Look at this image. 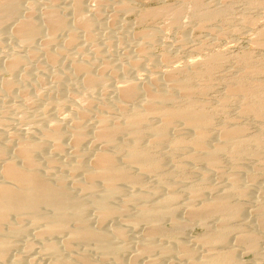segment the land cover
Here are the masks:
<instances>
[{
  "label": "rangeland",
  "instance_id": "374dc122",
  "mask_svg": "<svg viewBox=\"0 0 264 264\" xmlns=\"http://www.w3.org/2000/svg\"><path fill=\"white\" fill-rule=\"evenodd\" d=\"M99 1L100 0H80V5L82 6L84 13L88 15L93 14L94 18L96 19V20L94 19V22L92 24V27H91L92 31L90 30L91 32H93V35H92L93 39H90L89 41L83 39L85 38L83 34L84 32H81L82 30L79 27H77V25L76 26L74 25L75 23H73V19L70 20L72 18L70 11H68V6L70 7V0H56V1L55 0H50V1L49 0H20L19 1L20 8H19L18 15L21 16L22 14H27L28 10L26 7L27 5H30L32 9L33 18L35 20L38 19V17H36L38 16V14L36 13L42 12L44 5L46 4L47 6V3L51 4L52 2L51 5L54 6L55 8L59 7L61 11L63 8V15L65 16L66 20L68 19L67 20L68 23L69 24L71 23L70 25L72 27V30L74 28L73 31H77V33L75 34V37L77 36L76 40H78L76 41L77 46L76 45L75 47L73 46V48L75 49H73L72 46H69L70 48L68 46L65 47V43H67L65 42L66 41L65 34L63 32L61 33L57 32V35H59V36L55 35L56 37L55 41L57 42V44L55 42L53 44L55 47H53L52 44L47 47V50L49 52L53 50H58L57 57L55 61L52 63L47 62V60L44 58V55H43L44 53L41 50L42 48V46L40 45L41 39H43L44 35H47V31L44 29V26L42 24H40L42 28L40 27L41 29L39 32V34L41 35L34 38L33 42L27 46L21 42H18L15 36H12L10 29L13 26L16 27V24L14 25L15 21H13V19L6 20L7 22L4 21V24H1L2 26H0V85L2 86L4 83L11 81L13 83V88H14L11 94L9 96L7 95L8 97L6 95H5L6 97L4 95L2 96L1 93L3 92H1L0 90V145H2L5 150L4 158L6 156L7 157L13 156L12 150L15 149L14 144L18 140V138L21 137L20 139H22V137L25 138L28 135L26 138H29L30 140L33 139L32 141L37 142L41 137L39 134L41 132H39V130L41 131L43 129L46 130L48 126H49L48 128H50V126L52 127L53 124L59 125L61 123H65L67 125L61 124L58 126L60 128V126L63 127L64 125L63 128L66 131V133L64 131V135H63L65 139L64 140L61 139V144H62L64 152H62V154L61 153L54 154L55 152H53L51 142L44 140L43 147H42L43 151L38 153L39 156L37 155L34 156L36 159V162L38 163L41 162L40 163L41 166L43 165L42 157L44 156V154L48 156L51 155V157L54 159L58 158L57 161L58 160L60 161L63 156L65 155L66 157L70 156V155H67L68 152L70 154L71 152L70 150H72V145L70 144L71 142H70L69 130L71 129V125H72L71 123L75 122L76 116H78L79 113H82V112L85 113L84 118L80 119V121L82 120L80 122L81 128L84 129V131L87 132L88 135L93 137V139H95L92 134L94 131V123L92 121L94 120V117L92 116H95L96 114L102 112L101 105L102 103H104V101L107 104V102L111 100V98L112 100L115 99V98L113 99V97H115L114 88H117V86L124 87L125 85L127 86L132 83L134 85L136 84L138 85L140 83L141 86L149 84L154 90H160V89L161 90L163 89L171 90L172 88H174L173 87L174 82L172 83V81H169V83L171 84L168 83L167 78L170 76L169 72L171 74L174 72L173 74L175 75L173 76L172 74V76L173 78L176 77L175 79H177V81L179 78H180L179 79L180 81H184L185 79L189 78L188 80H190L191 81L190 84H192L191 89L192 87L193 89L194 88L195 89L193 90L194 92H191V89H190L189 92L191 93H188L190 94L189 96H187L188 99L193 100L195 102L194 103L195 105H197L198 107L202 106L203 109L205 108L207 110L208 114L209 113L211 114L210 117L213 122L211 121L212 123H210V125L209 126L207 125L206 127V131H208L207 134L209 135L213 134V135H210V137L215 139L216 138L215 136L219 135L220 134L219 132L222 129L238 128L241 130L243 139H246L247 141L249 140L248 145H247L248 151L246 154L244 153L243 155H240L237 157L230 156L228 152L225 153L226 151L221 152L220 157H219L220 161L218 162V167L217 168L215 167L214 169V167H209L201 160H196V159L192 160L191 154L193 153V151L195 152V149H192L194 147H192L193 144L191 143L192 142L191 140L193 138L191 137H194V135L189 132L188 136L190 139L187 138L188 141L184 140V142L186 141L185 143L183 142V140L182 142H179L181 140L179 139L180 132L178 133V131H180V129H181V132L183 131L184 128L182 125L176 124L173 127H168L169 130H171L174 127L176 128L179 127V128L177 131L176 129L175 130L172 129V131H169L168 132L169 140L166 139L165 141H162V142H155L153 139L150 140L151 138L145 135L146 139L143 138L140 145L147 147L148 150L150 149L149 152H151V155H153L154 158L162 159L161 161L164 162V163L162 162L163 163L162 166H166L165 168L163 167L164 171L167 173L166 180L170 178L169 179L170 182H168L169 180L166 181V184L168 183L167 185L157 188V192L155 193L156 195L154 194L153 196H151L149 199L150 200L149 202L153 200L152 202L154 203L160 200L162 196L164 197L169 193V190L171 191L174 190V192H177V193L179 192V194H177L178 195L177 197L179 199H177L176 197V199L171 203V206L175 205L173 207L176 208L175 209L176 212L174 213V219L175 218H177V220L180 219L184 221V223L188 222L187 225H185V228L183 227L182 229L183 232L182 231H181L182 233L180 232L181 234L179 235L178 234L174 235L175 233L173 234L174 237L172 238L173 239L172 240L171 237L166 236V234H172V230H173L172 221L168 218H161L162 219L160 221L161 223L159 222V224L161 225L159 226H161L160 227L161 230L163 228L164 231L162 232H163V235L166 237L164 238L162 237L163 239L161 238V236L157 237L158 239L156 238L155 243L156 245H160L162 242L164 244L165 243L170 244L171 242L172 244L173 243L172 241L179 239L178 241L182 242L188 249L190 248L192 252L195 250L196 252L194 251V255L196 256H197L196 254L197 252L198 254H200L203 251H204L203 252L204 254H207V252L218 254L219 250H217L216 247L208 246L209 248H207L206 246H203V245H199V244L197 245V243L195 242L197 237L199 238V236L204 235L205 231L207 233L208 229L212 226L211 223L214 222V218H213L214 216L208 218L206 223H203V225L202 223H199V222L197 223L196 221L192 219L189 221L188 216L184 214L186 209L184 208L183 204L186 201L184 203L183 201L188 199V195H187L188 193H187L186 188L190 186H194L195 188L197 187L199 188L198 190H200L201 188V190L199 191L201 195H203L204 193H207V196L206 194H204L203 196L205 198H209L211 194L213 193L215 194V193H219L223 191L225 189L224 187L227 188L228 187L227 181H229L228 177L236 173L240 176L241 181H242V182L240 181L241 185L244 188H246L245 189L246 194L248 195L244 196V198L240 196H239L240 198H238L236 191L231 190V192H229L230 189L227 188V191L230 193L229 194L230 201L233 202V199L234 201L238 200L237 202H240V206H242L243 212L241 213L242 217L240 216L239 219L233 218V217L232 219L228 217L226 218V220L228 219L229 221L226 222L225 220V223L228 227L237 226L235 228H238L237 224H240L242 227L246 229H250L254 232L257 231L259 234L257 232L256 233L258 234V236L260 235L261 237L259 236L260 238L257 243V248H258L256 249L257 253L256 251L253 252L252 250L245 251L243 249L244 247L238 244L237 242L238 233L233 232V231L229 233L227 236V238L231 239V240L227 239V245L230 247H228L227 245L226 246L228 248L234 247L233 250L235 252V256L237 260L240 261V262L238 261L239 264L240 263L241 264H258V263L264 264V234H263L264 229H262L264 228L263 227L264 219L260 220L259 217L258 218L256 217L257 208L256 206L253 207V205L256 204L255 200H258L257 203H260L262 204V206H264V199L261 197L262 192L264 191V148H263L264 146V115H261L260 112H257V110L255 109L245 110L246 105L247 106L252 105V107L255 108V106H257L255 102H257L258 100H260L258 102H261V100L262 102H264L263 101L264 100V0H199V1L197 0L199 2V5L197 6H196L197 4L196 0L195 2L194 0H125V1L112 0L114 1V3H112L111 0L110 1L101 0L102 2L101 1L99 2ZM115 2L117 4H119L120 2H121L120 4H123L124 2L126 3L124 5L126 6L130 5L131 8L127 10H123V11L120 10L121 12L118 11V14L116 16V21L113 24V23H109L108 21L110 20L109 15L115 11L114 9H116L114 8ZM159 7L160 8L165 7L167 8V10H164L163 13H161L162 11L153 13V10H156L157 8L159 9ZM168 7L170 10L168 9ZM178 7L180 8L178 9L179 11L177 10L174 12L171 9V8L177 9ZM194 7L196 8L198 7L199 9L201 7L200 9L201 11L203 10L206 11V9H208L209 11L210 9L211 11L212 10L218 11L219 15L212 18L209 21L208 19H206L207 21L206 20L199 21L198 17L195 15L196 9ZM64 8H67V9H65L64 11ZM150 13H152L153 16ZM158 13H160V15ZM148 14H150L151 16ZM176 15H180V16L176 17L177 22L175 23L171 21L170 19L172 18L173 20V18H175ZM18 18L20 17L16 16L15 19H18ZM10 24L12 25L9 26ZM75 28H77L78 30ZM43 29L45 31H41ZM145 31L154 32L156 36H155V39L153 40V46L149 47L147 45L142 44L144 48L146 49L143 48V51L144 50L145 51L141 55L139 51H137L138 47L137 46L135 47L134 45L138 44V40H139L138 34L145 32ZM43 32H46V34L44 33L43 35ZM80 35L81 36L83 35L82 36L83 40L81 39ZM39 45L41 46V48L38 47ZM56 46L59 47V49H57ZM61 46L63 50H60ZM35 47L38 49H36ZM66 48L68 49V51H65L67 50ZM28 50L34 51L32 57L26 56ZM60 51H62V53ZM93 53H95V55ZM13 54L14 55L18 54L24 59H22L23 61H21L20 64H17L14 67L15 69H13V71L8 70L7 72V70L4 67L8 63V61L11 60L10 56ZM211 55H213L212 57L218 56L219 59L214 61L216 64L214 62H211L210 59H208ZM73 57L75 58L72 59ZM79 57L80 59H78ZM76 59L81 60V63L89 64L90 67L92 66L91 69L89 67V69L92 70L91 71L92 73L94 71L96 73H101V70L105 68L102 71L103 72L102 75L105 73L103 76L106 75V77H103L102 82L96 84L97 86L95 85V87L93 86V87L87 88L83 86L81 79H80L81 76L78 75V73L75 76L76 72L74 73L72 66H70L71 61L77 62ZM84 59H85V62H84ZM129 59H132V60H129ZM133 59L136 60L137 62L136 68L128 67V65L130 66L131 61L135 62ZM86 60L87 61L89 60L90 62L89 61L87 62ZM128 61H130V63ZM78 62L80 63V61ZM101 63H104L103 65L105 67L104 66L100 67L99 65H102ZM208 64L209 65L211 64V65L209 66ZM107 65H109V67ZM119 66L122 68H120ZM109 68L114 74L110 73L111 71L108 70ZM67 71L70 73H68ZM176 71H177V74L179 73L180 75L179 74L177 75L175 73ZM165 72H168V73H166L165 75ZM70 74L71 75L73 74V75L71 76ZM59 75H62L63 77ZM58 76L59 78H57ZM77 76L80 78H78ZM166 76L168 77L166 78ZM37 77H38V80H42V82L40 81L38 83ZM60 77L63 78L64 80H60L61 79ZM149 80L151 81L152 84L150 83ZM147 82L149 83L147 84ZM80 83L83 87L80 85ZM238 83L240 84L243 83V86L245 87L246 92L243 93L235 89ZM200 88L202 92L200 91ZM176 97L179 100V103L184 101L183 99L184 97L181 95L180 92L178 93L176 92ZM193 97L194 99H192ZM98 103L99 104L101 103V105H99ZM128 103L129 101L126 102L125 105H127ZM133 103L135 104L137 103V101H134ZM129 104L132 105V103H129ZM182 104H184V102H182ZM97 107L98 108L100 107L99 109L101 110H99ZM113 108L114 106H111L109 109H107L108 112L107 110H103L101 114L106 113L105 115L109 116V118H111L112 116L117 117V113H116L117 110L116 108L114 109ZM97 110L99 111L97 112ZM40 111L42 112V114ZM71 116L73 117L75 116V120ZM71 118L73 120L70 121ZM84 119L86 122L84 121ZM159 121L160 120L158 117H154L153 119H151L153 126L155 127L158 126L163 129L164 128L167 129V127L163 126L162 123L160 124ZM87 122H88V125H85L87 124ZM221 125H223L222 126L223 128L221 127ZM65 127H69L70 129L67 130L68 128H65ZM219 127H221L220 131H219L220 129ZM170 132L172 134H170ZM87 133L84 136L85 137L84 139L87 138L86 142L84 140V142L81 143L82 146L80 145V148H81L80 151L86 150L83 152H85L86 154L85 156L88 157V155L94 149L99 150L100 149L99 147H102V145L98 141H96V139L93 140L90 136L87 135ZM254 136L259 139L254 140L253 139L255 138ZM66 138H68V140ZM125 139H126V135L121 134L117 136L116 141H118V143L120 142L119 144H123L121 142H124L125 144V141H124ZM252 139H253V142H252ZM145 140L148 142H145ZM260 144H262L263 146ZM258 145H260L261 147ZM92 148L94 149L92 150ZM89 150L90 152L86 153ZM65 151H67V154ZM253 152H256V154H253ZM53 168H50V172H53L58 175H62L65 178L69 176V175L66 176L65 173L61 174L58 168L56 167H53ZM125 168L130 170L133 173L138 174V172L134 170L133 168L132 169H130L129 167L127 168L126 165H125ZM138 175H139V178L142 184L141 186L137 185L139 189L136 187V185L129 187L130 184L129 185L127 184L125 186L124 184H120L118 185L120 186L118 188L120 192L122 191L121 192L122 194L126 193L127 191H128L127 193L133 190L136 191L137 189H138L137 191L139 190L147 191L150 188L149 186L157 185L159 183L153 173H149V174L144 173V175L143 173H139ZM249 175H251L252 178L253 177L255 178L253 179L249 178ZM203 176L207 179H205ZM199 179L202 180L201 183ZM142 180L144 183H142ZM156 180L157 182H154ZM0 181H3L2 178L0 179ZM186 182L187 183L189 182V183L187 184ZM146 186L148 188H146ZM214 189L216 190L214 191ZM232 193L234 195H237V197L236 196L234 197ZM208 194H210V196H208ZM112 199L114 200V202ZM112 199L110 201L111 205L112 204L116 205L118 204V202H120V198H118V196H115ZM129 207L130 206H127V212H130L131 214H133L135 212L134 207L133 206L130 208ZM253 208H255V210ZM92 215H93V212L91 210L84 211V216L90 221L93 219ZM259 222L263 224L261 223L259 224ZM107 223L108 224L106 225H108L109 229H112L114 227H118V228L122 227L120 229L122 230L124 240L117 242V244L125 245L127 249L124 252L120 253L119 258L121 260H126V259L131 258L133 256L132 254H134L133 244L135 245V243L138 242L137 240L140 239L142 230L145 228L146 224H142L144 227L140 224L139 225L140 228L138 226L130 228L124 225L122 221L118 217H115V216L110 218ZM227 223L231 224V226H229ZM22 225L26 227V226H29L30 224L29 223L27 224L24 221ZM205 225L206 227L209 226V228L207 227L208 229H206ZM259 225L260 226L263 225V226L260 227ZM30 226H32V228ZM30 226H29L30 228L26 227L27 229L23 233L24 235L22 234V236L21 235L18 236L20 238L17 237V239L13 241L12 243L13 249H11L8 258H12L13 256H16L18 254L17 256L18 264H35V262H37L38 264L39 263L47 264L49 260L51 261L50 259L51 257L49 258L50 255H47V254L44 255L45 253L43 254V252L40 250V247H39L40 239L37 236L35 237L36 235L35 233H37L38 231L37 229H39L40 226L39 225L35 226L34 224ZM33 226L36 229L33 228ZM58 236L56 239L61 240L62 236L61 235H58ZM28 243H29V248L27 249L25 247L28 245ZM71 248L72 250L80 251L84 257L88 256L89 258V256L91 255V254L88 255L87 252L83 251L81 248H76V247L75 248L71 247ZM22 249L23 250L26 249L27 251L25 250L23 252ZM131 249L133 251H131ZM175 249L177 248L172 247V251H170L168 255H165V256L163 255L164 257L158 256L157 258L156 256H154L152 252H149L150 254L148 253V254L143 255L140 258L138 257L137 259H135L134 264H137V263L148 264L149 263L148 260L150 261L151 258L155 259L156 264H187V260H186L187 258L185 254L182 253V251L179 252L180 250L177 251L178 249L177 250ZM40 251L42 255L40 254ZM70 251L71 250H69L68 252V250H65V249L61 250V255L63 256L64 259L73 255L72 251L71 252ZM90 260L92 261V262L90 261V264H93V262L96 263L98 261V260L96 261L94 256H91ZM97 264H107V263H105L104 261L103 262L98 261Z\"/></svg>",
  "mask_w": 264,
  "mask_h": 264
},
{
  "label": "bare ground",
  "instance_id": "6f19581e",
  "mask_svg": "<svg viewBox=\"0 0 264 264\" xmlns=\"http://www.w3.org/2000/svg\"><path fill=\"white\" fill-rule=\"evenodd\" d=\"M19 1L20 0H0V26H2L1 24H4V21L7 22L6 20L13 19V21H15L14 25L16 24V27L13 26L10 29V31L12 33V36H15V38H16V40H18V42H21V43L25 44L26 46L30 45L33 42L34 38L41 35V34H39V32H40V29L42 28V26L40 24H42L44 26V29L47 31V35H44V33L46 34V32H43V35L45 37L43 36V39H41V42H40V45L42 46V48L40 45L38 47L41 48L42 52L44 53L43 54L44 58L47 60V62L52 63L55 61V59L57 57L58 50H53L51 52H49L47 50V47L49 45H51V44L53 45L56 42L55 41V38H56L55 35H57V32L58 33L63 32L65 34V38H66L65 42H67V43H65V47L66 46H68V47L72 46V48H73V46L75 47L76 41H78V40H76L77 36L75 37V34L77 33V31H73L74 28L72 30V27L70 25L71 23L69 24L67 21L68 19L66 20L65 16L63 15V8L61 11L59 7L58 8L56 7L57 8L56 9L54 6H52L51 5L52 2H51V4L47 3V6H46V4L44 5L45 8L43 7L42 12L36 13V14H38V16H36V17H38V19L35 20L33 18L32 9H31L30 5H27V7H26L28 10V13L26 12L27 14H22V15L20 14L21 16L18 15L19 8H20L19 7V3H20ZM108 1H110V0H108ZM123 1H125V0H123ZM198 1L196 0V3H197L196 6L199 5ZM194 2H195V0H194ZM53 3H54V1H53ZM112 3H114V1H112ZM120 3L117 4L115 2L114 8H116V9H114L115 11L109 15L110 16V20L108 21L109 23H113V24L115 23L118 11H120V10L123 11V10H127V9L131 8L130 5H129L130 7L124 5V4H126L124 2H123V4H120ZM55 6H57V5H55ZM194 8L196 9L195 15L198 17L199 21L200 20L203 21L206 19H208V21H209L212 18L219 15L218 11H213V10L211 11V9H210V11L208 9H206V11H204V10L201 11L200 10L201 7H200V9L198 7L197 8L194 7ZM65 9H67V8H64V11H65ZM168 9H169V7H168ZM171 9H172V11L175 12L180 8L178 7L177 9H174V8H171ZM164 10H167V8H165V7L160 8L159 7V9L157 8L156 10H153V13L161 12V11H162L161 13H163ZM181 10H183V9H181ZM68 11H70L71 16H72V18L70 20L73 19V23H75L74 25L75 26L77 25V27H79L82 30L81 32H84L83 34H84L85 38H83V39L87 40V41H89L90 39H93V37H92L93 32H91L92 31L91 27H92V24H93L94 19H95L94 15L93 14L88 15V14L84 13V10H83L82 6L80 5V0H70V7L68 6ZM150 14H152V13H150ZM150 14H148V15H150ZM158 14L160 15V13H158ZM171 14H173V13H171ZM65 15H66V13H65ZM16 16H18L20 18L15 19ZM152 16H153V14H152ZM177 16H180V15H176L175 18H173V20H172V18L170 20L176 23L177 22L176 21ZM11 25L12 24H10L9 26H11ZM9 26H8V28H9ZM44 29L41 31H45ZM75 29H77V28H75ZM145 32H142L143 34L140 33L141 35L138 34V36H139L138 44L134 45L135 47L136 46L138 47L137 51H139V53L141 55L145 51V50L143 51V48H144L143 45H147L149 47L153 46V40L155 39V36H156V34L154 32H148V31L146 33ZM64 34H63V36H64ZM57 36H59V35H57ZM82 36H81V39H82ZM65 38H63V39H65ZM78 38H79V36H78ZM56 44H57V42H56ZM53 47H55V46L53 45ZM65 47H64V49H65ZM36 49H38V48H36ZM57 49H59V47H57ZM73 49H75V48H73ZM144 49H146V48H144ZM41 50H39V51H41ZM49 50H50V48H49ZM60 50H63L62 46H61ZM28 51H27L26 56L32 57L34 51L33 50H28ZM65 51H68V49ZM65 51H63V52H65ZM60 52L62 53V51H60ZM93 54L95 55V53H93ZM163 55H164V53H163ZM215 55H216V53H215ZM212 56L213 55H211L210 57H212ZM10 57H11L10 58L11 60H9L7 64L5 63L6 65L4 64L5 65L4 68L7 70V72H8V70L13 71V69H15L14 67L17 64H20V62L23 61L22 59H24L21 56H19L18 54L17 55L13 54ZM210 57L208 59H210L211 62H214L217 59H219L218 56L212 57V58H210ZM74 58L75 57H73L72 59H74ZM78 59H80V57ZM162 59H163V57H162ZM129 60H132V59H129ZM60 61H61V59H60ZM78 61H80V63ZM101 61H102V59H101ZM134 61L135 62L131 61V63H130V61H128L130 63V66L128 65V67H132V68L135 67L136 68L137 62H136V60H134ZM84 62H85V59H84ZM104 63H105V61H104ZM104 63H101L102 65H99V66L100 67L104 66L103 65ZM129 63H127V64H129ZM70 64H71L70 66H72L74 73L76 72L75 76L78 73V75H80L81 78L78 76L77 77L81 79L82 85L87 87V88L93 87V86L95 87L96 84L102 82L103 77H106V75L103 76L105 73L102 75V73H103L102 71L105 69L104 68L105 66L103 67L104 69L101 68L102 69L101 73H96L95 71L92 73L91 72L92 70H90L92 66L90 67L89 64L81 63V60H77V62L71 61ZM107 66L109 67V65H107ZM89 67H90V69H89ZM111 68H112V66H111ZM120 68H122V67H120ZM108 70L111 71L110 68ZM112 70H114V69H112ZM65 71H64V73H65ZM99 71H100V69H99ZM99 71H97V72H99ZM177 71L175 72L176 74H177ZM2 72H4V71H2ZM70 72H71V70H70ZM70 72H68V73H70ZM115 72H116V70H115ZM110 73L112 74L113 72L111 71ZM166 73H168V72H165V75H166ZM169 74H170V76L167 74L169 77L166 76V78L168 77L167 78L168 83H169V81H172V83L174 82L173 83L174 88H172L174 90H172V89L171 90H166V89L164 90L163 88H162L163 90H161V89L160 90H154L148 84L149 82H147L148 85H143V86H141L140 83L138 84L140 86H138L137 84L134 85L132 83V84L127 85V86L125 85L124 87L117 86V88H114L115 89L114 90L115 91V97H113L114 95L112 96L113 99L115 98L114 100H112V98H111V100H109L108 102L106 101L107 104L104 101V103H102V105H101V103L100 104L98 103L99 105H101L102 112H103V110H107L111 106H114V108H116V110H117V112L114 110L117 113V117L112 116L113 118L112 117L109 118V116L105 115L106 114L105 112H104L105 114H101L102 113L101 112V113L96 114L95 116L91 115L92 117H94V120H92L94 123V131L92 130L93 131L92 134H93L94 138L96 139V141H98L102 145V147H99L100 148L99 150L92 148V150L93 149L94 150L88 155V157L85 156L86 154H85V152H83L86 150L80 151L81 143H83L84 140L86 142V139H87V138L84 139L85 138L84 136L87 132H85L84 129H82L80 126V122L82 121V120L80 121V119L84 118V116H85L84 115L85 113H83V112L79 113L78 116H76V114H75L76 120H75V116L74 117L71 116L75 120L74 123L73 122L71 123L72 124L71 129L69 127H65V128H68L67 130H69V129L71 130V131L69 130L70 135L69 134L68 135L70 136V142H71L70 144L72 145V150H70L71 151L70 154H69V152L67 154V151H65L66 154L70 155V156L66 157V155H65L62 157V159L60 158L61 159L60 161L59 160L57 161L58 158L54 159L51 157V155L48 156V155L44 154V156L42 155L43 156L42 157V161H43L42 164L43 165L41 166V164H40L41 162H39V163L36 162V159L34 156H36V155L39 156L38 153L43 151L42 147H43L44 140L51 142L53 152H55L54 154H56V153L62 154V152H64L62 144H61V139H63V140L65 139L63 137L64 131H65L63 128L64 125H63V127L60 126V128L58 126L61 124H65V123H61L59 125L55 123L56 125L53 124V126L52 127L50 126V128H48L49 127L48 126L47 127L48 129L46 128V130H44V129L42 131L39 130V132H41V133H39L41 137L38 141L36 140L37 142L32 141L33 139L30 140L29 138H26L28 135L25 138L22 137V139H20L21 137L18 138V140L14 144L15 149L12 150L13 151L12 157L6 156L4 158V151L5 150H4L3 146L0 145V160H1L0 161L1 162L0 163V179L2 178V180H3V181H0V262H1V264H18V258H17L18 254L16 256H13L12 258H8L11 249H13L12 243L14 240L17 239L18 236H20V235L22 236V234L27 229L26 227H29L32 224H34L35 226H38V225L40 226V228L37 229L38 230L37 233H35L36 234L35 237L37 236L41 240V242L39 240V243H40L39 247H40V250L43 252V254L45 253L44 255H46V254L50 255L49 258L51 257L50 258L51 261L49 260L48 263L49 262H51V263H49V264H90V261H91L90 257L91 256H94L96 261L97 260L101 261V262L104 261L107 264H134L135 259H137L138 257L140 258L143 255L148 254L149 252H152L154 254V256H156V258L158 256L162 257L163 255L164 256L168 255V253L170 251H172V247L177 248L178 250L177 249H175V250H177V251L180 250L179 252L182 251V253L185 254V256L187 258L186 259L187 264H239L240 261L237 260V258L235 256V252L233 250L234 247L228 248L230 246L227 245V239L228 240L230 239V238H227V236L232 231L238 233V237H237L238 239L237 238H235V239H237L238 244H240L244 247L243 249L245 251L246 250H250V251L252 250L253 252L256 251V253H257V250H256V249H258L257 243L259 241V238L261 237L260 235H259L260 237L258 236L259 233L257 231L256 232L258 234L256 232L250 230V229H246V228L242 227L240 224H237L238 228H235L237 226L228 227L225 223V220L228 217L229 218L233 217V218L239 219V217L241 216V213L243 212L242 206H240V202H237L238 200L234 201V199H233V202L230 201V198H229L230 193L229 192H231V190L236 191L238 198H240V197L244 198V196L248 195V194H246V190H245L246 188H244L241 185L242 181H241L240 176L236 173L232 174L231 176L229 175L230 177H228L229 181H227L228 182L227 188L230 189L229 192L227 191V188L224 187L225 189L219 193H215V194L213 193V194H211V196H210V194H208V196H210L209 198H205L203 196L204 194H206V196H207V193H204L203 195H201V193L199 192L201 190V188H200V190H198L199 188H197V187L195 188L194 186H190L188 188L185 187L187 190V193H188L187 194L188 199L184 200L183 203L185 201L186 202L184 204L183 203L182 204L184 205V208L186 209L184 214H186L188 216L189 221L192 219V220L196 221L197 223L198 222L202 223V225H203V223H206L208 218L214 216L213 217L214 222L212 221L213 223H211L212 226L210 228H209V226H207L209 228L208 229L206 227V225L208 223L205 225L206 229H208L207 233L205 231V234L203 233L204 235L199 236V238L197 237V239L195 237V239H196L195 242L197 243V245L198 244L203 245V246H206L207 248H209L208 246L216 247V249L219 250L218 254H215V253L213 254V253H209V252H207V254H204L203 253L204 251L202 249L203 254L202 253L198 254V252H197L196 253L197 256H196V255H194L195 250L192 252L190 248H189L190 249L189 250L182 242L178 241L179 239L177 240L176 238H174L176 240L172 241L173 242L172 244L174 246L171 244V242H170V244H168V243L164 244L162 242L164 245L162 243H161L162 245L161 244L156 245V243H155L156 238L159 236H161V238L169 236L172 239L174 237L173 236L174 233H175L174 235L181 234L183 232L182 231L183 227L185 228V225H187L188 222L184 223V221H182L180 219H178V220H177V218L174 219V213L176 212L175 211L176 208L173 207L175 205L171 206V203L176 199V197L178 196L177 194H179V192L178 193L174 192L173 188H172L173 191L169 190V193L166 196L163 197L161 195L162 196L161 198L159 196L160 200H158L154 203L152 202L153 200L151 201L152 203L149 202L150 197L153 196L157 192V188H160L162 186L167 185L168 183L166 184V181H168L170 178L166 180L167 173L164 171V168L166 166H162V164L164 163L163 161H161L162 159L154 158L153 155H151V152H149L150 149L148 150L147 147L140 145L143 138H145V135L150 137L151 138L150 140L153 139L155 142H162V141H165L166 139H168V132L169 131H172V129L173 130L176 129V131H177L179 128V127L178 128L174 127L171 130H169L168 127H173L176 124L182 125L184 128L183 131L181 132V129H180V131H178V133L180 132L179 139L181 140L179 142H182V140H183V142H184V140H187V138H189V136H188L189 132L194 135V137H191V138H193L191 140L192 141L191 143L193 144L192 147H194V148H192V147L191 148L195 149V152L193 151L192 154L190 152L192 160L193 159L201 160L206 165H208L209 167H214V169H215V167L216 168L218 167V162L220 161L219 157H220L221 152L226 151L225 153L228 152V154L232 157H237V156L243 155L244 153L246 154L248 151L247 145H248V141H249V140L247 141L246 139H243L240 129L231 128V129H222L221 130V127L223 125H221V127H219L220 128L219 131L220 130L221 131L220 132L218 131V132L220 134L219 135H217L218 133L215 134V135H217V136H215L216 137L215 139L211 138L210 135H213V134L209 135V134H207L208 131H206L207 125L209 126L210 123L213 122L211 120V117H210L211 114L210 113L208 114L207 110L204 108L206 110L205 111L202 106H201L202 107L201 108V107H198L197 105H195L194 104L195 102L193 100L188 99V97H187L190 95L188 93L194 92L193 90L195 89V88L193 89V87L191 89V85H192V84H190L191 81L188 80L189 78L188 79L184 78L185 79V80L183 79L184 81H180L179 80L180 78H179L177 81V79H175L176 77L173 78V76L175 74H173V76L170 72H169ZM59 76L63 77L62 75H59ZM59 76L57 78H59ZM164 78H165V76H164ZM37 80H38V77H37ZM60 80H64V79L61 78ZM6 81H8V80H6ZM40 81L42 82V80H38L37 82L39 83ZM188 81H190V82H188ZM150 83H151V81H150ZM72 84H74V83H72ZM169 84H171V83H169ZM80 85H81V83H80ZM156 85H158V84H156ZM0 88H1L0 89L1 92H3V93H1L2 96L3 95L9 96L11 94L12 90H14L13 83L11 81L4 83L2 86L0 85ZM190 89H191V92H189ZM235 89L239 90L243 93L246 92V89L243 86V83L242 84L238 83V85H236ZM196 91H197V89H196ZM200 91L202 92L201 88H200ZM200 91H199V93H200ZM176 92L177 93L180 92L181 95L184 97L183 98L184 101H182V102H184V104H182V102H180L181 104L179 103V100L176 97ZM113 94H114V92H113ZM45 99H46V97H45ZM192 99H194V97ZM128 101H129V103H132V105L129 103H128L129 105L128 104L125 105L126 102H128ZM134 101H137V103L134 104L133 103ZM258 101H260V100H258ZM257 102H255L257 104V106H255L256 104L253 105V106H255V108L252 107V105H248V106L246 105L245 110H254L255 109V110H257V112H260L261 115H264V102H262V100H261V102H258V103ZM252 103H254V102H252ZM98 104H97V106H98ZM202 105H204V104H202ZM99 110H101V109H99ZM99 110H97V112ZM107 112H108V110H107ZM72 113H73V111H72ZM41 114H42V112H41ZM107 115H109V114H107ZM154 117H158L160 120L159 121L160 124L162 123V125L167 127L168 130L165 128L163 129V128L158 127V126H156L158 128L153 126L151 119H153ZM73 119L71 118L70 121ZM67 121H69V120H67ZM84 121H85V119H84ZM68 123H70V122H68ZM65 125H67V124H65ZM85 125H88V122ZM61 127H62V129H61ZM91 127H93V126H91ZM226 127H227V125H226ZM65 133H66V131H65ZM121 134L126 135V139L124 140L125 144H124V142H121L123 144H119L120 142L118 143V141H116L117 136H119ZM170 134H172V133L170 132ZM87 135H88V133H87ZM65 136H67V135H65ZM88 136H90V135H88ZM91 138L93 139V137H91ZM66 139L68 140V138H66ZM95 139H93V140H95ZM176 139H177V137H176ZM253 139L257 140L259 138L255 137ZM253 139H252V142H253ZM15 140H16V138H15ZM122 140H120V141H122ZM210 141H212V142H210ZM145 142H148V141L145 140ZM153 144H154V142H153ZM260 145H262V144H260ZM260 145H258V146H260ZM93 147H95V146H93ZM263 148H264V146H263ZM89 152H90V150L86 153H89ZM250 154H251V152H250ZM253 154H256V152H253ZM188 157H190V156H188ZM124 164L127 166V168L129 167L130 169L133 168L134 170H136L138 172V174L143 173V175H144V173H146V174L153 173L155 175V177L157 178L159 183L157 185L149 186L150 188L147 191H140V190L137 191L139 189V187H137V185L138 186L142 185L140 178H139V175L131 172L128 169H126ZM53 167L58 168V170H59V172H61V174L65 173L66 176L67 175H69V176L67 178H65L62 175H58V174H55L53 172H50V168H53ZM168 168H169V166H168ZM245 173H246V171H245ZM200 174H201V172H200ZM202 174H203V172H202ZM251 175H252V173H251ZM251 175H249V178H252ZM204 176H205V174H204ZM253 178H255V177H253ZM205 179H207V178H205ZM157 180L154 182H157ZM201 181L202 180H200V183H201ZM168 182H170V180ZM142 183H144L143 180H142ZM120 184H124V186L127 184L128 185L130 184L131 186L129 185V187L136 185V187L138 189L136 188L137 189L136 191L133 190L129 193H127L128 191L127 192L125 191L127 194L126 193L122 194L121 193L122 191L120 192V190L118 188V187H120V186H118ZM146 188H148V187L146 186ZM222 188H223V186H222ZM215 190L216 189H214V191ZM261 190H263V189H261ZM158 191H160V190H158ZM175 191H177V190H175ZM237 195H234V197L235 196L237 197ZM115 196H118V198H120V202H118V204H116V205H114V204L111 205L110 201ZM261 197L264 199V191L262 192ZM232 198H233V196H232ZM177 199H179V198L177 197ZM255 201H256V204H254L253 207L256 206V208H257V212L255 211L257 214L256 217L257 218L259 217L260 220H263L264 219V206H262V204H260V203H257L258 200H255ZM113 202H114V200H113ZM241 203H242V201H241ZM261 203H262V201H261ZM127 206H130V207L133 206L135 212L133 214H131L130 212H127ZM253 209L255 210V208H253ZM85 210H91L93 212V215H92L93 219L91 221L84 216ZM186 215H185V217H186ZM113 216L118 217L124 225H126L130 228L131 227H137V226L139 227L140 224L141 225L146 224L145 228L142 230V234L140 236V239L137 240L138 242H136L135 245L133 244L134 254H132L133 256L129 259L121 260L119 258L120 253L124 252L127 249V247L125 245L117 244V242L124 240L122 230L120 229L122 227H120V228H118V227L112 228L111 227L112 229H109L108 225H106V224H108L107 223L108 220L110 218H112ZM161 218H168L172 221V227H173L172 234H166L165 233L166 236L163 235L162 231H164V230H163V228L161 230L160 229L161 226H159V225H161V224H159V222L162 220ZM186 219H187V217H186ZM235 220H237V219H235ZM24 221L27 224L29 223L30 225L25 227L24 225H22L24 223ZM187 221H188V219H187ZM227 221H229V220L227 219L226 222ZM260 223L261 222H259V224ZM261 224H263V223H261ZM228 225L231 226V224H228ZM262 226L263 225H261L260 227H262ZM30 227L32 228V226H30ZM33 228H35V227L33 226ZM262 229H264V228H262ZM58 235L62 236L61 240L56 239ZM18 238H20V237H18ZM167 240H169V239H167ZM203 246H201V247H203ZM71 247L81 248L83 251L87 252L88 255H90V254L91 255L89 256V258H88V256L84 257L80 251L72 250ZM25 248H27V249L29 248V243ZM64 249L68 250V252H69V250H71L73 255H71V253H70L71 256L64 259L63 256L61 255V250H64ZM25 250H23V252ZM133 250L131 249V251H133ZM41 251H40V254H41ZM127 252H129V251H127ZM131 253H133V252H131ZM153 254H151V255H153ZM42 257H44V256H42ZM98 261L96 263L93 262V264L94 263L97 264ZM148 262H149L148 264H156V261L154 258H151L150 261L148 260ZM36 263L37 262H35V264ZM137 264H139V263H137Z\"/></svg>",
  "mask_w": 264,
  "mask_h": 264
}]
</instances>
